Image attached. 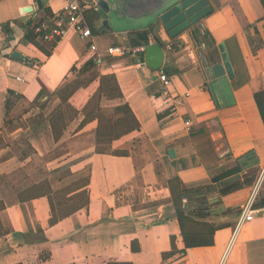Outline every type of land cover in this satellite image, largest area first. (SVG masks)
<instances>
[{
  "label": "crops",
  "instance_id": "1",
  "mask_svg": "<svg viewBox=\"0 0 264 264\" xmlns=\"http://www.w3.org/2000/svg\"><path fill=\"white\" fill-rule=\"evenodd\" d=\"M105 1L118 30L100 25L107 16L97 0H81L91 38L68 27L45 55L23 41V25L46 13L54 18L65 1L0 0V137L27 142L0 146V189H7L0 192V264H264V180L253 218L226 252L257 177L247 175L264 169V122L253 98L264 90L261 0H191L144 30L132 28L138 11L128 1ZM4 23L12 29L8 39ZM204 31L214 45L205 46ZM148 36L162 48L170 40L181 47L164 50L156 70L142 63L144 53L107 55L110 46ZM13 51L28 61L12 59ZM93 54L100 64L82 74L92 81L62 104L54 91L76 81L80 75L70 69ZM224 54L235 103L220 107L210 84L217 66L228 72ZM160 69L170 71L169 92L178 104L160 92ZM41 90L59 112L31 125L25 119L38 115L34 101ZM64 104L73 109L70 116L61 114ZM123 105L137 129L110 128L104 120ZM234 166L236 172L219 179ZM177 208L188 217L179 219Z\"/></svg>",
  "mask_w": 264,
  "mask_h": 264
},
{
  "label": "water",
  "instance_id": "2",
  "mask_svg": "<svg viewBox=\"0 0 264 264\" xmlns=\"http://www.w3.org/2000/svg\"><path fill=\"white\" fill-rule=\"evenodd\" d=\"M127 2V6L137 8L138 15L133 19L134 26L133 29L144 30L150 25H154L156 20L165 21L171 14L177 11L179 8L186 9L187 5L191 2V0H125ZM125 2V3H126ZM97 6L99 10L105 14L107 17L102 18L100 25L106 26L109 29L118 30L116 27V22L112 18V13L107 1L105 0H97ZM186 13L189 10L185 11ZM204 11L197 13L196 15L189 16L186 18L175 30L170 31V36H175L180 31L188 28L190 24L197 22L204 15ZM224 60L226 62V66L228 68V72L224 73V69H219L217 66L215 68V79L210 84V90L214 95V98L220 107L231 106L235 103L231 87L229 84V79L231 77L229 61L226 57V54L223 55ZM10 57L15 60H24L28 61L26 57H23L17 51L11 52ZM144 63L156 70L160 68L163 64L164 59V51L160 44L154 43L152 45H148L144 51ZM215 177L213 180H217Z\"/></svg>",
  "mask_w": 264,
  "mask_h": 264
},
{
  "label": "built area",
  "instance_id": "3",
  "mask_svg": "<svg viewBox=\"0 0 264 264\" xmlns=\"http://www.w3.org/2000/svg\"><path fill=\"white\" fill-rule=\"evenodd\" d=\"M65 4L60 10V12L54 15V28L52 31L45 36V39H53L54 36H61L65 29L68 27H72L75 32H78L80 36L84 39H90L92 36L91 30L88 27L84 15V7L82 5L81 0H64ZM154 40L152 37H146V40L138 45H130V44H120L113 45L107 49V55L110 57H137L140 54H143L146 46L154 44ZM181 42L180 40H170L168 41L164 47L163 51H172L175 48H180ZM90 51H95V45L93 43L89 44ZM94 62L96 65L100 64L101 59L99 56L95 55ZM144 63V62H142ZM158 80L160 82V92L165 96L167 102H172L173 105L179 103V98H174L170 95L169 85L170 79L166 75V73L160 69L157 73ZM171 111L174 112V106L171 107ZM185 125L189 126V122L185 121ZM264 180V169L259 173L257 179L254 181L252 189L245 199V201L239 207L238 216L234 222L232 227L231 235L227 244L226 252L231 248L233 242L235 241L238 232L240 231L243 224L253 218L254 203L259 193V190L262 186ZM223 258H221V262Z\"/></svg>",
  "mask_w": 264,
  "mask_h": 264
},
{
  "label": "trees",
  "instance_id": "4",
  "mask_svg": "<svg viewBox=\"0 0 264 264\" xmlns=\"http://www.w3.org/2000/svg\"><path fill=\"white\" fill-rule=\"evenodd\" d=\"M261 3L263 5L264 8V0H261ZM86 10V9H85ZM53 16L50 13H46V15L42 18H35V17H30L28 18L24 25H23V41L26 43H30L33 46H35L37 49H39L43 54L45 55H49L51 49L56 45L57 41L59 40L60 36H54L53 39H45V36L47 34H49L52 29L54 28V20H53ZM86 23H87V19H86ZM88 27L91 30L90 25L87 23ZM3 33L5 35H7L6 39L9 38V34L11 33V27L9 23H4L3 24ZM201 37L202 40L205 44V46H212L214 45V41L210 38L209 34H207V32H203L201 33ZM146 40V37H143V42ZM141 43V42H140ZM140 43H134L131 45H138ZM94 57L95 55H91L88 60L82 64V66L79 69H76L74 66L70 69L71 73H76L77 75H82L85 73H88L95 65L94 62ZM166 73V75H168V73L170 71L165 70L164 71ZM73 81H67L65 83H63L59 88H57L54 93L59 97L61 103H65L68 99V97L71 95V93L74 91L73 90V85H72ZM75 89V88H74ZM45 96L44 91L41 90V92L39 93V96L37 97V99L34 101L35 106H38L39 108H41L45 102L46 99H43V97ZM255 103L257 104V107L259 108V111L261 113V116H263V122H264V103H263V99H264V90L254 94L253 96ZM9 106V103L7 101V103H5V109L7 110ZM109 111V110H107ZM97 114L96 117L99 119V117L101 118V111L98 109L97 110ZM112 112V113H110ZM110 114H108V118L104 120L108 121L110 123V128H112V126H122L123 130L125 132L130 131V130H134L138 128V124L136 122V120L134 119L133 115L129 112V109L127 108L126 105H123L122 107H116V108H112V110L110 109ZM114 112V113H113ZM112 130V129H111ZM110 130V131H111ZM119 134H115L114 136L117 137ZM23 144L25 146H27V142H23ZM4 157H7V155H5ZM238 166V165H237ZM237 166H234L233 169L229 170V171H225L222 172L220 175H218L219 179L221 177H224L225 175H230L234 172L237 171ZM4 178L8 179L10 178V175H3ZM11 180V179H9ZM12 181V180H11ZM256 203V201H255ZM255 203H254V208H255ZM177 215L179 217V219H182V217H188L187 214H184V212L177 208ZM204 214H200V217H203Z\"/></svg>",
  "mask_w": 264,
  "mask_h": 264
},
{
  "label": "rangeland",
  "instance_id": "5",
  "mask_svg": "<svg viewBox=\"0 0 264 264\" xmlns=\"http://www.w3.org/2000/svg\"><path fill=\"white\" fill-rule=\"evenodd\" d=\"M91 78H93V77H90V76H86V75H80L78 78H76L75 80L76 81H74L73 83H72V85H73V87L75 88H73V92H75L76 91V89H79V88H77V87H81L82 85H84L83 87H85V85L87 86L88 85V83H90L92 80H91ZM81 85V86H80ZM92 97V96H91ZM96 97H97V95L95 96V98L93 99L92 98V101L90 102V104L88 105V108H90L93 104H92V102H95L97 99H96ZM102 104H108V101H106L105 99H103L102 100V102H101ZM64 105H66L65 107H64ZM64 105H62L61 106V108H60V112H61V114L63 113V115H66V116H70L71 115V112H73V109L69 106V105H67V104H64ZM20 110H21V108L20 107H17L15 110H14V115L16 116V115H18V113L20 112ZM57 112H59V110H58V108L56 107V103H54L53 101H51V102H48V100L45 102V104L41 107V108H39L38 107V110H37V113H38V115L36 116V117H34V115L32 114L29 118L28 117H26V121L29 123V124H39L40 123V119L44 116V115H47V116H50V115H53V114H55V113H57ZM19 121V120H18ZM21 121H19V122H15L14 123V126L13 127H15V126H18V124H16V123H20ZM21 124V123H20ZM12 137H7V136H5L4 135V137L3 138H1L0 137V146H10V148L12 149V148H15L16 146H20L21 148H23L25 145L23 144V142H13V139H11ZM18 152V151H17ZM18 153H20V152H18ZM21 154V153H20ZM0 156H1V153H0ZM7 167H9L8 165H6ZM27 168H30L29 166L27 167ZM259 173L260 172H258V174H256L255 173V171H250V173L247 175V178H248V180H249V178L252 176V178L253 177H255L256 175H257V177H258V175H259ZM22 173H17L16 172V174H15V176H17V178L18 177H21L20 175H21ZM257 177L255 178V179H257ZM255 181V180H254ZM6 187L4 186V192L6 193L7 192V189H5ZM3 189H0V192L3 190Z\"/></svg>",
  "mask_w": 264,
  "mask_h": 264
}]
</instances>
